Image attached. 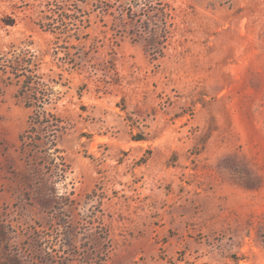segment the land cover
<instances>
[{
    "label": "rangeland",
    "instance_id": "rangeland-1",
    "mask_svg": "<svg viewBox=\"0 0 264 264\" xmlns=\"http://www.w3.org/2000/svg\"><path fill=\"white\" fill-rule=\"evenodd\" d=\"M137 2L0 0V264H264V0Z\"/></svg>",
    "mask_w": 264,
    "mask_h": 264
},
{
    "label": "trees",
    "instance_id": "trees-1",
    "mask_svg": "<svg viewBox=\"0 0 264 264\" xmlns=\"http://www.w3.org/2000/svg\"><path fill=\"white\" fill-rule=\"evenodd\" d=\"M138 2L135 3L136 6L139 5L142 0H137ZM147 1V0H144ZM105 7L107 10L108 4H105ZM127 10H131L127 8ZM164 16L167 14L166 10L162 8L160 10ZM125 12V13H124ZM124 14H127L126 9H120V15L121 18L124 17ZM148 19H150L151 15H148ZM168 36V35H166ZM1 55L0 56V68L3 72L10 73L9 77H13L16 79V83L19 84V90L18 93L24 103V105L27 108L39 106L43 107V105L48 104L54 99L52 96L54 94V90L52 86H50L37 72L36 69V60L34 59L35 56L28 50L15 52L13 51L9 57ZM29 122L30 124H37L40 125H46L47 123H44L43 117L39 118L35 121L32 119V114H29ZM43 137L35 138L34 140L37 141L39 144H42ZM59 135L55 132H50L47 134L46 141L50 143L51 146L55 147L56 143L58 141ZM32 141V137L28 134V130L25 129L20 135H19V142H20V153L24 155L25 158H27L28 161H35L37 158V155L28 153V144ZM50 148H44V155L43 158L46 159V157L52 156V160L56 158L57 155H55V152L57 149H54V153L49 151ZM54 168H57V163L54 165ZM46 181V179H45Z\"/></svg>",
    "mask_w": 264,
    "mask_h": 264
}]
</instances>
